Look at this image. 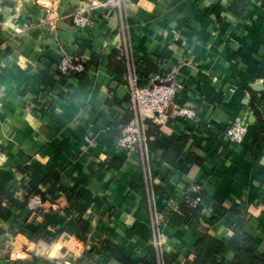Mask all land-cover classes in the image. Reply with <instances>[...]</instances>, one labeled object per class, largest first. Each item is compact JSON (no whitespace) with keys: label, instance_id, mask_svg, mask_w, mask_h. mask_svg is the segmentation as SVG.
<instances>
[{"label":"crops","instance_id":"0c3cea01","mask_svg":"<svg viewBox=\"0 0 264 264\" xmlns=\"http://www.w3.org/2000/svg\"><path fill=\"white\" fill-rule=\"evenodd\" d=\"M88 1L0 0V187L15 199L3 203L0 264H122L105 241L135 264H194L203 236L228 242L239 224L264 257V92L254 89L264 86V0H122L75 26ZM65 55L86 72L63 78ZM132 73L146 86L173 74L175 106L194 111L144 115L155 139L142 154L116 141L134 116ZM236 120L247 127L240 144L226 139ZM25 171L46 200L25 192ZM185 195L203 200L197 214H181ZM237 259L230 246L218 255Z\"/></svg>","mask_w":264,"mask_h":264},{"label":"built area","instance_id":"2783aa9c","mask_svg":"<svg viewBox=\"0 0 264 264\" xmlns=\"http://www.w3.org/2000/svg\"><path fill=\"white\" fill-rule=\"evenodd\" d=\"M109 4L120 9L122 0H89L87 6L80 7L74 12V25H91V11ZM15 32L21 33L22 30L16 28ZM58 72L63 78H71L79 73H85L86 66L81 58L65 55L58 65ZM153 81L154 84L152 86H146L140 82V78L135 73L130 74L127 78L126 84L129 91L130 109L134 112V116L123 128L116 140L118 146L126 152L139 151L142 154L145 148L155 139L154 136L149 135L147 128L141 122L144 115H152L158 122L167 119L189 118L194 115L192 109L175 106L174 99L181 86L175 80L173 74L162 75L158 73ZM251 113H254V111ZM246 132V125L240 120H236L230 125L226 133V139L233 144H240L245 139ZM200 189V185L195 186V190ZM202 201L200 197L193 199L185 195L180 200L179 205L196 208L201 205ZM28 206L30 209L37 211L43 207V204L39 196L30 195ZM155 223L159 225L158 217L155 218ZM149 264L163 263L158 261Z\"/></svg>","mask_w":264,"mask_h":264},{"label":"trees","instance_id":"16d2710c","mask_svg":"<svg viewBox=\"0 0 264 264\" xmlns=\"http://www.w3.org/2000/svg\"><path fill=\"white\" fill-rule=\"evenodd\" d=\"M119 72L122 73L121 71ZM83 74L84 73H79L75 76L80 77ZM26 171L25 174L28 180H25L24 183L25 192H27V194H40L43 200H46L45 193H42L39 188V186L44 182L38 179L31 172L27 173ZM63 193L70 202L71 207L75 209H80L78 203L79 197L75 193V191L64 189ZM5 200H8L11 203H15V199L12 197V195L8 191H5L2 187H0V220H8L11 216V211L3 206ZM27 200L28 196H26V201ZM71 207L66 210V213H71ZM200 209L201 205L196 208H191L186 205L180 206V212L184 215L189 213L197 214ZM175 217L178 216L175 215ZM72 224L82 234H86V232H89V225L84 221H81L79 223L72 221ZM60 232L61 230L58 233ZM250 240V236L242 230V224H239L237 226L233 238L228 242L219 241L213 236L206 234L196 244L195 251L197 254V259L194 264H264V257H256L254 255V250L250 246ZM104 245L106 246L108 254L111 258L115 259L116 261L122 264H135L120 246H117L109 241H105ZM225 246H230L238 252V259L236 262L225 263L218 261V255L221 253Z\"/></svg>","mask_w":264,"mask_h":264},{"label":"water","instance_id":"95a60500","mask_svg":"<svg viewBox=\"0 0 264 264\" xmlns=\"http://www.w3.org/2000/svg\"><path fill=\"white\" fill-rule=\"evenodd\" d=\"M254 89L257 91H263L264 92V86H256V87H254Z\"/></svg>","mask_w":264,"mask_h":264}]
</instances>
